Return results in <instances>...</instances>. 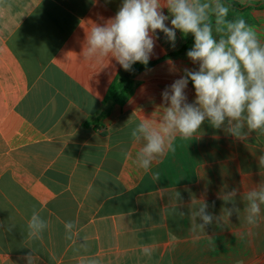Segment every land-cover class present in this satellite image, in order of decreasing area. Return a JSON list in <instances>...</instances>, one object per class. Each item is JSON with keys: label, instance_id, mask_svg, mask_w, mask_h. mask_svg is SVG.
I'll use <instances>...</instances> for the list:
<instances>
[{"label": "crops", "instance_id": "obj_1", "mask_svg": "<svg viewBox=\"0 0 264 264\" xmlns=\"http://www.w3.org/2000/svg\"><path fill=\"white\" fill-rule=\"evenodd\" d=\"M234 1L250 7L229 8L225 21L243 18L264 45V0ZM121 3L0 0V264H29V253L32 264H264V204L255 225L246 219L247 194L264 189V134L245 124L235 136V122L215 129L205 120L195 136H176L149 171L137 163L145 141L132 131L163 122L162 93L199 63L187 56L191 34L177 30L173 46L157 31L154 65L122 105L107 100L123 68L90 63L82 51L87 27ZM189 3L212 5L214 38L227 37L226 23L214 22L216 0ZM185 95L194 102L190 80ZM33 210L48 225L41 239L29 237Z\"/></svg>", "mask_w": 264, "mask_h": 264}, {"label": "clouds", "instance_id": "obj_2", "mask_svg": "<svg viewBox=\"0 0 264 264\" xmlns=\"http://www.w3.org/2000/svg\"><path fill=\"white\" fill-rule=\"evenodd\" d=\"M163 7H167L171 15V27L165 24L169 16L164 14ZM210 7L209 3L191 5L189 0H166L164 5L161 0H122L114 17L103 24L92 23L87 27L83 58L101 64L114 59L125 71L132 70L137 62L148 65L157 31L163 32L173 46L177 30L185 38L189 34L194 38L187 56L199 63V69H185L184 76L171 85V94L168 90L162 93L169 106L158 127L144 120L131 133L133 139L139 141L142 137L145 141L137 152V163L146 172L154 160L174 150L172 141L176 136L186 139L195 136L205 120L215 129L221 128L225 121L235 122L230 128L235 136L243 135L245 124L249 133L264 134V45L243 18L225 21L229 7L219 0L213 9L214 22L217 25L226 23L228 35L217 41L206 11ZM189 80L195 90L193 103H188L185 95ZM259 163L264 168V155L260 156ZM153 179L158 180L159 174L155 173ZM246 199L249 201L247 222L255 225L260 204H264V189L248 193ZM206 207L202 205L201 211ZM202 218L205 223L211 221L208 215ZM27 227L30 238L41 239L48 225L33 210ZM72 227L71 222L65 223L66 229ZM142 251L151 255L146 247ZM28 259L32 264L31 253ZM80 264H100V261L81 260Z\"/></svg>", "mask_w": 264, "mask_h": 264}, {"label": "trees", "instance_id": "obj_3", "mask_svg": "<svg viewBox=\"0 0 264 264\" xmlns=\"http://www.w3.org/2000/svg\"><path fill=\"white\" fill-rule=\"evenodd\" d=\"M223 4L227 5L233 10H245L249 5H242L234 0H221ZM260 5H264L262 2ZM155 62L149 61L148 65L140 64L139 62L132 65V70H122L117 80L109 88L106 99L117 104H123L133 91L134 78L144 69L151 67Z\"/></svg>", "mask_w": 264, "mask_h": 264}]
</instances>
